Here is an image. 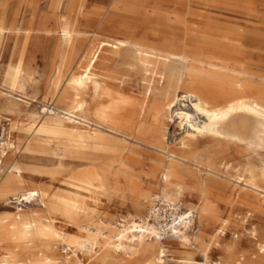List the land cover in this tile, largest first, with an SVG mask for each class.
Listing matches in <instances>:
<instances>
[{
  "label": "rangeland",
  "instance_id": "obj_1",
  "mask_svg": "<svg viewBox=\"0 0 264 264\" xmlns=\"http://www.w3.org/2000/svg\"><path fill=\"white\" fill-rule=\"evenodd\" d=\"M3 2L0 0V25L3 14L5 24L16 25L18 30L28 28L31 32L25 38L22 31L0 33V262L90 264L94 256L92 264H148L147 259L136 256L118 263L104 248H97L98 254L92 256L78 252L80 261L77 260L66 252L69 246L65 241L76 231L78 223L59 212L49 213L40 197L26 201L18 197L22 192L34 190H42L48 197H71L68 191L73 190L72 185L86 170L93 168L89 158H100L101 166L110 167L114 175L138 176L148 182L150 178L145 173L152 161L158 157L168 160L167 153H160V149L149 146L135 135L122 136L117 132L112 124L116 113L110 107L108 96L102 94L96 99L93 85L88 93L74 89L73 81L85 55L93 59L95 68L98 66L101 72L104 69L100 65L106 66L112 58L114 43L103 42L93 51L92 45L98 37H119L126 28L139 27L145 31V26H150L149 30L161 33L163 39H149L148 44L165 58H168L167 52L175 54V64H167L170 73L182 79L189 75L225 84H236L237 81L231 79L240 78V84L246 82L264 97V0ZM139 11L149 16L136 15ZM64 19L73 22L74 31L62 61V73L53 84L51 81L61 60L60 23ZM167 27L171 30H166ZM23 62L26 82L22 90H15L6 82L5 75L9 66ZM160 62L153 64L156 66ZM124 70L131 72H126L121 80H109V88L129 96H139L141 92L160 93L159 101L173 98L175 92H180L178 87L168 88L154 82V78L162 75L158 68H154V78H147L137 66ZM218 73L221 76H215ZM91 74L99 79L102 77L94 70ZM154 84L162 87L154 88ZM183 105L184 102H178L175 112L180 107L190 109L188 101L187 107ZM44 108L70 111L79 118L88 119L100 130L105 149H98L96 155L91 148L85 151L30 131L31 123L37 125L46 119L48 114ZM97 108L107 112L102 120L94 117ZM175 112L169 118L160 116L168 123L167 151L176 150L188 131H195L189 125L180 126ZM196 121L202 122V119ZM197 148L198 152L185 159L181 157L183 159L180 158L175 167L185 179L186 190L180 199L183 212L192 209L197 216L194 228L188 232L193 246L180 247L177 241H167L168 257L173 258L170 262L176 264L175 260L181 257L203 261L202 252L226 221V234L220 241L227 248L231 246L235 259L242 264H264V150L245 144L213 142H200ZM209 157H223V161L212 169L200 164V159ZM14 169L21 172L20 178H14L11 173ZM130 183L122 179V191L132 192L135 185ZM154 192L147 195L149 202L139 213L142 219L148 213ZM96 207L107 225L135 214L129 199L122 202L115 195L100 196ZM82 221L85 225L90 223L87 218ZM221 253L216 251L218 255ZM156 256L158 253L153 258ZM211 260L212 263L216 261Z\"/></svg>",
  "mask_w": 264,
  "mask_h": 264
},
{
  "label": "bare ground",
  "instance_id": "obj_2",
  "mask_svg": "<svg viewBox=\"0 0 264 264\" xmlns=\"http://www.w3.org/2000/svg\"><path fill=\"white\" fill-rule=\"evenodd\" d=\"M135 14L140 17L149 16L144 11ZM4 20L5 17L2 14L0 33L13 31L18 34L22 31L24 38L30 35V29L20 27L18 30L16 25H7ZM73 25V22L67 19L60 23L62 53L61 60L56 67V75L51 81L53 84L62 73V61L72 40ZM145 27V31L139 27H131L128 30L126 28L125 31L120 32L122 35L119 37L108 38L109 36H104L108 40L107 38H96V42L92 45L93 51H96L103 42L114 43L112 58L106 63V66L100 65L104 69V72H101L98 66L95 68L93 59L89 55H85L78 68L73 86L74 89H81L84 93H88L90 86L93 85L96 99L102 94L108 96L111 102L110 107L116 113L112 124L117 132L122 136L135 135L139 140L148 143L149 146L160 149V153H167L168 160L158 157L152 161L149 171L145 173V176L150 178L148 182L138 176H123L118 173L114 175L110 167L101 166L98 162L100 158H89V161L93 162V168L86 170L72 185L73 190L68 191L71 197H48L42 190L21 191L22 193L18 197L24 201L31 200L32 197H40L42 204L49 210V213L59 212L78 223L76 231L71 233L70 238L66 239L65 242L69 247L65 249L79 261L78 252L92 256L93 253L98 254L97 248H104L108 250V253H111L112 259L118 263H124L136 256L147 259L148 264H166V262L174 264L170 262L173 261V258L169 260L167 258L169 256L168 248L164 241H177L180 247L193 246L190 243L188 232L192 222L190 216L194 212L189 209L187 213H181L179 225L173 226L172 236L165 238L154 222H145L148 214L143 219L139 214L144 205L149 202L147 200L148 193L155 191L148 211H152L159 203L169 205H175L176 202L180 203L186 185L185 179L175 171V167L181 157L185 159L187 155L198 152L197 146L200 142H213L220 145L245 144L251 148L264 150L263 94L248 87L246 82L240 84V78L231 79L236 80V84H225L214 79L195 78L189 75H185L182 79L175 73H170L167 64H175L173 59L175 54L167 52L168 58L162 56L161 53L158 54V51L148 44V40L163 39V37L160 36L161 33L151 32L150 26ZM169 29L171 30V27L166 28V30ZM150 51L154 53H150ZM238 51L242 50L238 49ZM123 53L130 58L124 56ZM158 60L161 62L155 66L153 62ZM134 66L140 67L147 78H154V68H158L162 75L159 74L158 77L154 78V82L166 85L168 88L178 87L179 94L175 92L173 98L159 101L160 93L142 94L141 92L139 96H129L108 87L109 80L113 82L121 80L125 77L126 72H131L124 70L125 67ZM108 67L112 68L108 69ZM93 70L101 74V79L91 74ZM25 75L24 62L18 63L16 66H9L5 75L6 82L15 90H22L26 82ZM215 76L221 75L218 73ZM160 87L162 86L154 84V88ZM187 101L190 103V109L180 107L175 112L174 107L177 106L178 102H184L183 106L187 107ZM43 111L48 114L46 119L37 125L34 124L35 122L31 123L30 131L34 130L39 135L54 137L56 140L65 141L85 151L91 148L96 155L99 154L98 149L104 147L100 130L94 127L88 119L79 118L70 111L58 112L47 108H44ZM173 112L180 120V126L189 125L195 131L192 133L188 131L185 140L179 141V147L176 150L167 151L168 123L164 119L161 120L160 116L169 118ZM106 113L105 109L97 108L94 117L97 120H102ZM201 119L202 122L196 123V120ZM219 161H223V157H209L204 160L200 159L199 162L212 169L219 164ZM11 173L14 178L21 177V172L17 169L12 170ZM159 173L160 177H158ZM151 178L153 179L152 182ZM122 179L128 184L133 183L135 189L132 192L122 191ZM112 195H115L122 202L129 199L135 214L126 220L121 218L116 223L112 222L107 225L104 218L100 217L96 206L100 196L110 197ZM202 213L201 210L200 219ZM102 215L104 216V214ZM84 218L89 219L90 223L85 225L82 221ZM188 218L189 222L187 221ZM52 223L56 227L53 219ZM221 226L222 228L214 235L212 243L208 244L207 249L202 252L203 261L181 257L175 260L178 262L176 264H242L235 259L231 246L227 248L220 241L226 234L224 228L227 226V222H223ZM217 250L222 253L216 254ZM155 253H158V256L153 258ZM94 259L93 256L92 262ZM211 259H215V263H212ZM0 264L8 263L0 262Z\"/></svg>",
  "mask_w": 264,
  "mask_h": 264
},
{
  "label": "built area",
  "instance_id": "obj_3",
  "mask_svg": "<svg viewBox=\"0 0 264 264\" xmlns=\"http://www.w3.org/2000/svg\"><path fill=\"white\" fill-rule=\"evenodd\" d=\"M181 213H183V207L181 203L176 205L159 203L152 211H148V217L146 218L145 222H154L159 227L164 237L168 238L173 234V226L179 225V215ZM190 217L192 220L191 224L189 225L191 230L194 228L196 223V213L194 212ZM187 221H190L189 218Z\"/></svg>",
  "mask_w": 264,
  "mask_h": 264
},
{
  "label": "crops",
  "instance_id": "obj_4",
  "mask_svg": "<svg viewBox=\"0 0 264 264\" xmlns=\"http://www.w3.org/2000/svg\"><path fill=\"white\" fill-rule=\"evenodd\" d=\"M5 3V0H4V2L2 3V4H4ZM2 4H1V6H2ZM167 241L168 240H165L164 242H165V245L167 244ZM168 258V260H169V257H167Z\"/></svg>",
  "mask_w": 264,
  "mask_h": 264
}]
</instances>
